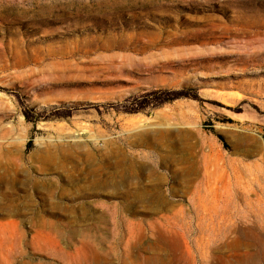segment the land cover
<instances>
[{
	"label": "rangeland",
	"instance_id": "1",
	"mask_svg": "<svg viewBox=\"0 0 264 264\" xmlns=\"http://www.w3.org/2000/svg\"><path fill=\"white\" fill-rule=\"evenodd\" d=\"M263 133L264 0H0V264H262Z\"/></svg>",
	"mask_w": 264,
	"mask_h": 264
},
{
	"label": "bare ground",
	"instance_id": "2",
	"mask_svg": "<svg viewBox=\"0 0 264 264\" xmlns=\"http://www.w3.org/2000/svg\"><path fill=\"white\" fill-rule=\"evenodd\" d=\"M163 134V133H162ZM162 140V139H161ZM161 142V141H160ZM162 203L164 204V203H166L165 201H163L162 200ZM261 259H262V261H264V250L263 251H261ZM260 260V259H259ZM262 263V262H261ZM262 264H264V263H262Z\"/></svg>",
	"mask_w": 264,
	"mask_h": 264
},
{
	"label": "crops",
	"instance_id": "3",
	"mask_svg": "<svg viewBox=\"0 0 264 264\" xmlns=\"http://www.w3.org/2000/svg\"><path fill=\"white\" fill-rule=\"evenodd\" d=\"M262 137H263V141H264V133H263Z\"/></svg>",
	"mask_w": 264,
	"mask_h": 264
}]
</instances>
